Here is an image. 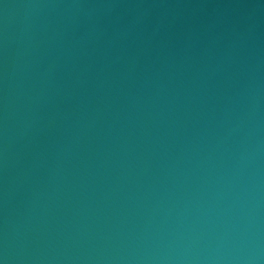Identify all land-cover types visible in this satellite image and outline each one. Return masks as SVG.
I'll list each match as a JSON object with an SVG mask.
<instances>
[{
  "label": "water",
  "instance_id": "water-1",
  "mask_svg": "<svg viewBox=\"0 0 264 264\" xmlns=\"http://www.w3.org/2000/svg\"><path fill=\"white\" fill-rule=\"evenodd\" d=\"M0 264H264V0H0Z\"/></svg>",
  "mask_w": 264,
  "mask_h": 264
}]
</instances>
